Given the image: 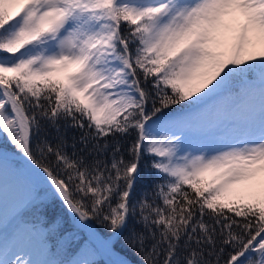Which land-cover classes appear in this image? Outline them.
<instances>
[{"label":"snow or ice","instance_id":"obj_1","mask_svg":"<svg viewBox=\"0 0 264 264\" xmlns=\"http://www.w3.org/2000/svg\"><path fill=\"white\" fill-rule=\"evenodd\" d=\"M0 135V264H264V0H0Z\"/></svg>","mask_w":264,"mask_h":264},{"label":"trees","instance_id":"obj_2","mask_svg":"<svg viewBox=\"0 0 264 264\" xmlns=\"http://www.w3.org/2000/svg\"><path fill=\"white\" fill-rule=\"evenodd\" d=\"M71 133H69V144L71 143ZM1 149H9L10 151H13V146L10 144V143H8L4 138H3V136L2 135H0V150ZM71 149L69 148V151H70ZM147 177H146V179L142 182V183H147ZM138 191H139V189H138ZM53 211H55L56 213H60L61 212V210H60V205H59V201L57 200V201H55V202H52L51 204H50V206H49V208H48V213H49V215L51 216L52 215V213H53ZM229 215H232V213H229ZM239 219V218H238ZM128 255V259L132 262V263H134V264H136V257L135 256H133L132 254H130V253H128L127 254Z\"/></svg>","mask_w":264,"mask_h":264},{"label":"rangeland","instance_id":"obj_3","mask_svg":"<svg viewBox=\"0 0 264 264\" xmlns=\"http://www.w3.org/2000/svg\"><path fill=\"white\" fill-rule=\"evenodd\" d=\"M0 152L6 153L9 157L13 155V151H10L9 149H1Z\"/></svg>","mask_w":264,"mask_h":264}]
</instances>
